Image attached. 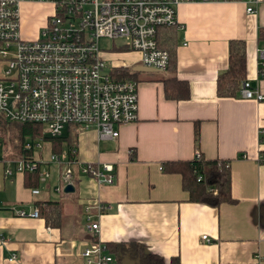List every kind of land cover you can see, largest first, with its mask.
Wrapping results in <instances>:
<instances>
[{"label":"crops","instance_id":"crops-1","mask_svg":"<svg viewBox=\"0 0 264 264\" xmlns=\"http://www.w3.org/2000/svg\"><path fill=\"white\" fill-rule=\"evenodd\" d=\"M30 5L45 4L23 3ZM49 14L36 23V33ZM172 26L178 35L174 74L188 83V99L165 96L166 71L137 72L138 118L119 125L117 138L99 140L95 128L75 125L63 130L77 132L79 163L114 166L113 183L99 184L75 167V191L58 194L56 165L49 164L50 177L38 183L27 181L23 172L6 174L18 157L2 145L0 264H83L82 251L96 241L137 242L185 264H264V99H244L239 91L235 97H219L216 92L217 77L228 67L229 40L240 39L247 47L246 78L264 94L258 60L264 46L259 39L264 0H258L253 13H247L243 0L181 3ZM125 53L128 67L139 64L138 52ZM197 154L230 161L235 203L215 208L190 202L181 175L162 170L166 161L192 160ZM33 188L39 193L33 195ZM50 200L62 203L59 227L11 210H29L37 201ZM96 200L107 209L93 215L99 223L94 234L86 228L84 207ZM13 254L16 258L10 260Z\"/></svg>","mask_w":264,"mask_h":264},{"label":"built area","instance_id":"built-area-1","mask_svg":"<svg viewBox=\"0 0 264 264\" xmlns=\"http://www.w3.org/2000/svg\"><path fill=\"white\" fill-rule=\"evenodd\" d=\"M210 1L220 0H0V115L11 122L41 124L43 132L53 137L75 125L80 130L95 128L99 140L117 138L119 125L138 118L137 82L113 76L116 66L127 65H113L100 47V39L123 38V47L139 53L140 65L166 71L169 53L157 46V28L176 24L181 3ZM243 1L247 13L255 12L258 0ZM25 2L52 8L35 37L23 32ZM258 60L264 77V46L258 50ZM239 94L244 99H264L248 79L242 81ZM35 147L42 146L35 141L23 146L25 150ZM11 162L6 174L36 172L40 181L50 177L48 165H56L58 184L54 190L58 194H63L67 185L75 186V167L99 184L115 180L112 164L79 163L66 153H52L47 161L22 155ZM31 193L36 195L39 190L33 188ZM106 209L100 200L85 205L89 231L98 232L99 223L92 217ZM11 210L21 217H39L36 206ZM81 255L83 264L114 262L100 241ZM15 258L13 254L9 259Z\"/></svg>","mask_w":264,"mask_h":264},{"label":"trees","instance_id":"trees-1","mask_svg":"<svg viewBox=\"0 0 264 264\" xmlns=\"http://www.w3.org/2000/svg\"><path fill=\"white\" fill-rule=\"evenodd\" d=\"M259 39H264V29L259 32ZM157 46L166 49L169 53V64L166 72L169 75L163 79L165 96L169 99H188L190 96L189 85L186 81L179 80L174 71L176 69V47L178 44L177 29L175 26H160L156 34ZM128 50L122 47L121 50ZM130 51V50H129ZM247 47L240 39H231L228 44V67L220 73L216 81V92L219 97H235L240 91L242 81L247 76ZM136 71L132 67L118 65L113 76L121 80H135ZM138 84V83H137ZM77 132H67L60 136H51L43 132V127L38 123L11 122L0 115V139L6 138L12 143L13 157L26 155L32 157L34 148H23L27 141L35 139L48 140L51 143L52 153L61 155L66 153L70 159L76 157ZM195 141H198V123H195ZM16 141V142H15ZM264 142V137H261ZM7 147V146H6ZM15 153L17 154L15 156ZM165 173L181 175L182 188L188 194L190 202L219 207L222 203H235L236 199L231 194L230 161L223 159H205L202 154H197L192 160L166 161L162 165ZM28 181L38 183L36 172H24ZM39 216L45 219L48 226L59 227L61 224L62 203L60 201H37ZM107 253L113 257V264H124L130 260L133 264H185L179 257L166 259L162 255L150 252L146 247L137 242L104 243Z\"/></svg>","mask_w":264,"mask_h":264},{"label":"rangeland","instance_id":"rangeland-1","mask_svg":"<svg viewBox=\"0 0 264 264\" xmlns=\"http://www.w3.org/2000/svg\"><path fill=\"white\" fill-rule=\"evenodd\" d=\"M52 11V8L48 5H37V6H23L22 5V18L25 20V23H23L22 20V27L24 25L25 31L24 33L26 35L35 37L37 35L35 26L36 23L44 18L48 13ZM27 28V29H26ZM125 39L123 38H117L115 40L103 38L100 39L99 45L100 47L106 51V56L108 59L113 63V65H118L119 63L125 64L127 60L129 59L128 56H125V52H128L129 50H121V48L124 46ZM132 52V51H130ZM123 56V57H122ZM154 74H163L162 72H156ZM16 142V141H15ZM35 143H40L41 148H34L33 155L40 158L42 161H47L49 159V156L52 154L51 149V143L48 140H40L35 139ZM3 146H7L10 151L13 150L12 143H10L6 138L0 139V153L2 152Z\"/></svg>","mask_w":264,"mask_h":264},{"label":"water","instance_id":"water-1","mask_svg":"<svg viewBox=\"0 0 264 264\" xmlns=\"http://www.w3.org/2000/svg\"><path fill=\"white\" fill-rule=\"evenodd\" d=\"M132 70L133 71H136V72H157L158 70L156 69H153V68H149V67H146V66H143V65H135L132 67ZM75 191V187L73 185H67L64 189H63V192L64 193H72Z\"/></svg>","mask_w":264,"mask_h":264}]
</instances>
